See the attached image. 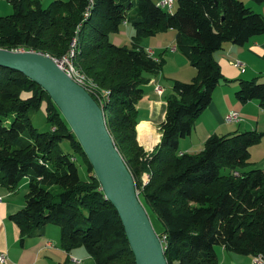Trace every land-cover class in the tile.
Instances as JSON below:
<instances>
[{
  "label": "trees",
  "instance_id": "trees-1",
  "mask_svg": "<svg viewBox=\"0 0 264 264\" xmlns=\"http://www.w3.org/2000/svg\"><path fill=\"white\" fill-rule=\"evenodd\" d=\"M7 1L12 12L0 15V48L58 58L76 37L73 61L98 86L106 128L134 178L167 264H217V245L264 258V167L245 169L252 164L249 148L262 133L212 134L198 152L177 150L215 86L227 81L214 52L226 42L243 45L263 34V16L242 0H177L171 13L153 0H51L46 6L39 0ZM125 22L134 29L130 47L109 39ZM168 29L176 31L175 47L196 74L190 82H173L159 141L144 160L136 139V104L147 73L161 63L138 40ZM235 98L255 99L264 109V80L239 79ZM42 101L50 124L46 131H38L28 115ZM78 157L86 166L84 179ZM144 171L149 179L143 185ZM22 181L23 206L9 215L20 243L53 224L65 252L83 246L95 264H135L119 216L59 109L39 85L0 66V185L12 188Z\"/></svg>",
  "mask_w": 264,
  "mask_h": 264
},
{
  "label": "crops",
  "instance_id": "crops-1",
  "mask_svg": "<svg viewBox=\"0 0 264 264\" xmlns=\"http://www.w3.org/2000/svg\"><path fill=\"white\" fill-rule=\"evenodd\" d=\"M242 1L246 6L260 13L264 18V0L259 3L253 0ZM127 24L129 23L125 22L121 26L124 27ZM154 37L157 38V49L170 46L171 51L174 52L173 54L176 53V31L174 29L159 32ZM118 41L114 39V43L120 45ZM142 47L153 58L155 57L153 46L146 44ZM213 57L227 81H220L215 86L211 94L210 103L195 120L196 124L192 127L189 134V138L191 139L182 138L181 145L180 141L178 142V146H180L179 151L188 153L200 151L206 136L213 133L223 135L233 131L255 130L261 132L262 137L258 143L250 146L249 159L252 163H257L258 166H264V109L260 107L258 101L255 99L242 103L235 98L239 79H264V33L253 36L243 45L226 42L222 48L214 52ZM175 58L178 60V67L176 69H179L176 77L182 81H187L190 77L193 78L196 71L188 60L185 57L181 59L177 55ZM236 61L240 62L239 66L236 65ZM147 76L149 81L144 85L143 95L136 104L138 123L140 124L138 138L136 136V139L139 145L142 146L143 142L144 145L150 147L159 141V123L164 118L166 108V101L163 97L166 87H163L162 93L158 94L155 91V86L161 85L160 76H155L153 73H147ZM231 110L238 111L240 120L232 123L225 121L226 114ZM200 121L203 122L205 127L200 124ZM142 126V130L151 129L152 133L145 137L142 136L140 140L139 134ZM192 133L193 135L195 134V138L191 137ZM245 169L248 168L246 167ZM2 187L4 186L0 185V188ZM6 204L3 200H0V253H5L6 255L5 263L0 264H41L44 258H51L52 256H55L60 261V264L63 262V264H68V262L69 264H74L72 259L78 257L77 253L80 249L74 248L69 252H65L60 245L57 247L55 241L59 243V234L54 229H51V227H48L49 225L45 227L42 235L24 237L23 242L20 243L19 228L9 218V215L19 210L23 206V202L18 205L19 207H9ZM49 243H52V245ZM215 250L217 264H257L251 255L237 254L219 245L215 247ZM82 257L84 259L91 258L88 253H85Z\"/></svg>",
  "mask_w": 264,
  "mask_h": 264
},
{
  "label": "water",
  "instance_id": "water-1",
  "mask_svg": "<svg viewBox=\"0 0 264 264\" xmlns=\"http://www.w3.org/2000/svg\"><path fill=\"white\" fill-rule=\"evenodd\" d=\"M0 66L47 92L79 142L105 199L117 212L135 264H167L135 181L106 128L102 107L47 54L0 48Z\"/></svg>",
  "mask_w": 264,
  "mask_h": 264
},
{
  "label": "rangeland",
  "instance_id": "rangeland-1",
  "mask_svg": "<svg viewBox=\"0 0 264 264\" xmlns=\"http://www.w3.org/2000/svg\"><path fill=\"white\" fill-rule=\"evenodd\" d=\"M50 1L51 0H40L42 6H46ZM153 1H157V0H153ZM174 6H175V4H174ZM11 12H12L11 4L7 0H0V15H7V14H10ZM124 27L121 26V28H120L121 30L119 29L117 32L110 33L109 39L113 43H114V39L116 41L119 40L118 42L120 45H126V46L130 47V46H132V35L134 33V29L130 24H127ZM154 36L142 37L141 39L138 40V45L144 46V45L148 44L149 46L154 47V49H153L155 52L154 58H156L158 61H160L161 66H160L159 70H157L156 72H151V73H153V75H155V76H158V75L160 76V78H161L160 87L161 88L166 87V90H165L164 96H163L166 99V97L173 94V90H172L173 82L175 80H180L176 77L177 73L179 72V69H176V67H178V60H176L175 57L177 55L178 57H181V59H184V56H182V54L178 50H176V53L173 54L174 52L171 51L170 46L162 47L161 49H157L156 48V45H157L156 39L157 38ZM112 37H116V38L113 39ZM185 78H188V77H185ZM191 80H192V78L190 77L189 79H187V81H183V82H190ZM263 80L264 79H258V81H263ZM180 81H182V80H180ZM22 95L25 96L26 94L22 93ZM28 115H29V118H30L32 125L38 131H46L49 129L50 124L48 123L47 118H46V105H45L44 101H42L40 103V105L36 111L28 112ZM198 116L193 120L192 127L196 124L195 120L198 118ZM200 124H202L205 127L203 122L200 121ZM139 128H140V126H139ZM139 128L137 130V135L139 132ZM142 129L140 130V132H142ZM142 133H140L139 139H140V136ZM200 133H201V131H200ZM210 135H212V134H210ZM210 135L206 136L205 140ZM201 136H202V133H201ZM189 137H190V135H187L186 137H184V139L190 140L191 138H189ZM191 137L195 138V134L193 135V133H192ZM205 140H204V142H205ZM179 141H180V145H181V143L183 141L182 138H180ZM155 144H157V143L155 142L151 146L153 147V145H155ZM151 146L148 148H151ZM61 147L64 150L69 149L67 146V142H65V141L61 143ZM179 148H180V146L177 147L178 151L180 150ZM75 163L78 167V172H79L80 178L84 179L86 177V174H87L85 163L82 162L81 158H79V157L76 159ZM252 167H257V168L260 167L261 168L264 166H258L257 163H252L251 165L247 166V168H252ZM26 191H27V186H26V182H24V181H22L21 183H18L17 185H15L12 188H8V187L4 186V187L0 188V194H2V195H0V199L3 200L4 203H7L6 205L9 207H19L18 205L23 202V198H24ZM153 221H154V224L156 225L157 228L160 227V224L157 220L153 219ZM48 225H49L48 227H51V229H54L55 232H57V234H59L58 226L53 225V224H48ZM51 240H54V239H51ZM55 243H56V246L59 247L58 241H55ZM217 247H218V245H217ZM77 249H80L79 252L77 253L78 257L75 258V259H79L78 264H95L92 257L90 259H84V257H82L85 255V253H87L83 246L77 247ZM59 262L60 261H58V259H56L55 256H52L51 258H44V260L41 262V264H57V263L60 264ZM63 263H61V264H63ZM68 264H69V262H68Z\"/></svg>",
  "mask_w": 264,
  "mask_h": 264
},
{
  "label": "built area",
  "instance_id": "built-area-1",
  "mask_svg": "<svg viewBox=\"0 0 264 264\" xmlns=\"http://www.w3.org/2000/svg\"><path fill=\"white\" fill-rule=\"evenodd\" d=\"M177 0H157L156 5L165 11L171 13L174 10V4ZM78 28L76 29V31ZM76 53V37H74L70 43V46L65 54H63L61 57L58 58H53L51 57L54 62L69 76L71 77L77 84L81 85L89 94L93 93L97 96L99 102H97L100 106H102L100 103L101 97L97 94L98 91V86L96 83H94L80 68L76 67L73 59ZM150 54V53H149ZM236 65H240L239 61H236ZM155 91L158 94L162 93V88L158 85L155 86ZM100 92H105V91H100ZM240 120L239 113L236 110H231L229 111L226 116H225V121L228 123L232 122H237ZM143 148V159L149 158V153L152 151V146L151 148H148L146 145L142 144ZM149 179V174L147 172H142L140 175V180L141 184H146ZM1 200V199H0ZM162 242V241H161ZM52 245V243H49ZM163 245V244H162ZM6 261V255L5 253H0V263H5ZM72 262L74 264H78L79 259H72ZM254 262L257 264H264V258L261 256H255L254 257Z\"/></svg>",
  "mask_w": 264,
  "mask_h": 264
},
{
  "label": "bare ground",
  "instance_id": "bare-ground-1",
  "mask_svg": "<svg viewBox=\"0 0 264 264\" xmlns=\"http://www.w3.org/2000/svg\"><path fill=\"white\" fill-rule=\"evenodd\" d=\"M152 132H151V129H148V130H146V131H144L142 134H141V136H140V140H141V137L142 136H146V135H149V134H151ZM153 135V134H152ZM142 144H143V142H142Z\"/></svg>",
  "mask_w": 264,
  "mask_h": 264
}]
</instances>
